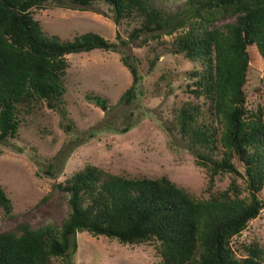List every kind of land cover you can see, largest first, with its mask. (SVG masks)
Masks as SVG:
<instances>
[{
	"label": "trees",
	"instance_id": "trees-1",
	"mask_svg": "<svg viewBox=\"0 0 264 264\" xmlns=\"http://www.w3.org/2000/svg\"><path fill=\"white\" fill-rule=\"evenodd\" d=\"M67 1L71 9L102 1L116 24L127 19L138 25L127 39L117 33L116 42L91 31L60 40L45 34L33 18L32 10L45 8L47 0H0V144L17 136L21 118L37 105L58 111L67 121L64 128L71 127L63 107L69 54L119 53L131 83L115 105L131 109L141 94V76L122 48L141 34L158 39L175 33L165 44L197 64L185 86L202 101L171 106L166 130L175 132L204 169L208 197H192L165 175L128 177L86 164L53 183L42 198L49 202L43 214L52 222L35 228L17 220L0 231V264H52L54 259L75 264L76 232L123 245H151L159 257L155 264H264V246L257 240L232 247L233 238L264 208V103L255 110L247 109L244 100L236 104L247 72L264 73V0H185L175 11L151 0ZM155 61L156 56L150 68ZM85 97L108 107L99 96ZM64 147L53 157L56 173L69 154ZM46 171L54 175L53 164ZM219 174H230V183L212 191ZM0 215L16 217L1 185Z\"/></svg>",
	"mask_w": 264,
	"mask_h": 264
},
{
	"label": "rangeland",
	"instance_id": "rangeland-1",
	"mask_svg": "<svg viewBox=\"0 0 264 264\" xmlns=\"http://www.w3.org/2000/svg\"><path fill=\"white\" fill-rule=\"evenodd\" d=\"M151 1L175 11L185 0ZM57 3L64 7L56 6ZM68 5L67 0H47L45 8L32 10L33 18L45 34L56 35L60 40L91 31L116 42L117 33L127 39L129 32L138 25L135 20L127 19L116 24L110 7L102 1L82 9L67 8ZM174 36L175 33L162 34L155 39L141 34L122 48V55H128L129 63L137 67L141 76V94L131 109L115 105L131 83V75L122 65L119 53L95 49L66 55L69 66L64 79L63 107L71 127L64 128L67 121L62 120L58 111L37 105L21 118L17 136L0 144V185L16 215L15 219L0 215V231L11 228L17 220H28L35 228L52 222L53 219L43 214L49 202L42 198L51 191L53 183L64 181L86 164L128 177L165 175L192 197H208L204 169L196 164L195 157L186 150L175 132L166 130L171 106L185 101H202L185 86L189 82V73L197 64L172 53L165 44ZM155 56V65L150 68V60ZM263 75L255 70L247 72L241 98L247 109L255 110L264 103ZM86 94L105 99L108 107L87 100ZM125 127L127 129L123 131ZM73 139L77 142L70 145ZM66 145L70 148L66 149L69 154L60 172L56 173L53 157ZM219 150L222 151L220 147ZM218 155L220 157L221 153ZM50 163L54 175L46 171ZM230 180V174L217 175L212 191L225 189ZM237 181L244 187L239 178ZM260 197L264 201V189ZM55 218L61 220L63 216ZM75 237V264H155L159 260L151 245H123L88 232H76ZM251 240L264 246V208L233 238L232 247L235 248L237 242ZM52 264H62V260L54 259Z\"/></svg>",
	"mask_w": 264,
	"mask_h": 264
},
{
	"label": "water",
	"instance_id": "water-1",
	"mask_svg": "<svg viewBox=\"0 0 264 264\" xmlns=\"http://www.w3.org/2000/svg\"><path fill=\"white\" fill-rule=\"evenodd\" d=\"M242 98V91H241V86L237 89V94H236V104L238 105L241 101Z\"/></svg>",
	"mask_w": 264,
	"mask_h": 264
}]
</instances>
